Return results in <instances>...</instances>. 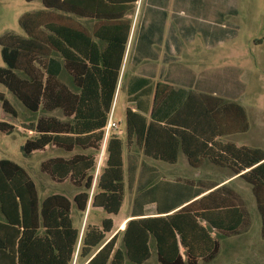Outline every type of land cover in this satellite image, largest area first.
I'll return each instance as SVG.
<instances>
[{
    "label": "trees",
    "instance_id": "16d2710c",
    "mask_svg": "<svg viewBox=\"0 0 264 264\" xmlns=\"http://www.w3.org/2000/svg\"><path fill=\"white\" fill-rule=\"evenodd\" d=\"M32 2L35 0H24ZM42 9L18 18L24 36H0V84L29 112L58 111L61 118L40 116L21 124L27 134L23 155L48 146L73 152L40 163L54 182L68 180L79 189L70 200L50 194L38 200L26 170L0 159V264H143L152 253L158 264L208 263L219 252L216 230L225 237L239 235L249 224L241 196L229 186L210 181L175 178L157 180L144 163L127 157V180L136 181L128 220L112 233L113 221L74 226L71 209L117 215L124 198V149L136 147L143 156L168 164L183 154L193 168L204 161L227 169L250 186L260 216L264 240V150L223 142L222 137L248 130L245 110L222 97L153 86L138 79L129 87L133 108L124 112V135L110 136L106 158L90 195L95 153L114 96L130 36L137 0H38ZM66 15L94 21L90 31L67 21ZM64 73L69 88L59 77ZM1 110L16 117L4 93ZM15 126L0 120V132ZM88 152V153H85ZM155 206V215L144 208ZM118 240L120 246H117Z\"/></svg>",
    "mask_w": 264,
    "mask_h": 264
},
{
    "label": "rangeland",
    "instance_id": "374dc122",
    "mask_svg": "<svg viewBox=\"0 0 264 264\" xmlns=\"http://www.w3.org/2000/svg\"><path fill=\"white\" fill-rule=\"evenodd\" d=\"M238 2L246 4L245 0H177L176 2L156 0V11L164 18L163 24H156V77L161 75L162 80H166L167 84L196 91L199 85L204 83L207 85L206 90H213L225 99L241 105L246 113L248 130L222 137L220 140L264 149V0H253L251 5L241 6L242 12L247 14L245 16H234L232 13L220 14L221 5L225 7V11L233 10ZM40 9L42 5L38 0L32 2L0 0V36L7 32L24 36L18 25V18L25 12ZM142 12L143 5H138L133 22V30L136 26L133 35L135 40L139 33ZM65 17L67 21L80 23L84 28L90 29L92 26V22L86 21L87 19L79 18L84 20L80 21L74 16ZM3 66L0 56V67ZM138 69L139 65L136 70ZM129 70L126 69L124 83L128 80ZM182 75L184 84L180 85ZM59 79L72 88L70 79L64 73ZM0 92L4 93L16 112V117L13 118L0 108V120L15 126L11 133L0 132V159L11 160L26 170L36 186L39 201L50 194H61L71 200L80 190L72 186L68 180L61 183L52 181L47 174L40 171V163L53 157L68 158L74 153L81 152L80 150L75 149L69 153L48 146L43 151L37 150L28 156L21 152L27 134L20 125L34 123L40 116L61 118L60 113L58 111L48 113L42 110L29 112L1 84ZM126 98L124 92L118 94L112 113L113 120L118 122L120 130L124 128V108L131 104L126 103ZM123 135L124 132L121 137ZM129 155L134 158L138 166L144 163L153 168L157 173V180L172 181L174 178L216 180L229 174L228 171L207 161L203 162L201 167L193 168L181 153L176 163L168 164L143 156L134 146L125 148L123 152L125 191L118 214L106 215L102 210H89V208L81 214L72 206L73 224L80 230V234L86 224L99 225L101 219L105 217L112 219L116 230L118 223L129 214L136 194V181L129 184L127 180L126 168ZM94 173L93 171V179ZM230 187L243 199L249 224L239 235L230 237L222 236L216 230L209 228L210 234L218 239L220 250L212 261L208 263L199 261L198 264H264V240L260 237V216L250 186L243 180L237 179L230 184ZM92 192L93 190L90 191V195ZM124 224L120 225V229ZM120 245L118 240L117 246ZM72 264L80 263L74 257ZM125 264L134 263L125 260ZM143 264H158L153 245L151 257Z\"/></svg>",
    "mask_w": 264,
    "mask_h": 264
},
{
    "label": "crops",
    "instance_id": "0c3cea01",
    "mask_svg": "<svg viewBox=\"0 0 264 264\" xmlns=\"http://www.w3.org/2000/svg\"><path fill=\"white\" fill-rule=\"evenodd\" d=\"M171 1L176 2L177 0H171ZM188 1H193V0H188ZM245 1H246V4H244V2L242 4H240L239 2L237 4H235V8H233V10L229 9V10L225 11V9H224L225 7L223 5H221L222 10H220V14L225 15V14L232 13L234 16H241V15L245 16V15H247V14H244L242 12L241 6L251 5L253 0H245ZM138 5H140V6L143 5V12H142L141 21H140V24L138 27L139 33H138V36L136 37V40H135V38H133V35H134V31L136 29V26L134 27V30H133V22H134L135 15L137 13ZM139 11H140V9H139ZM76 18L79 19V17H76ZM129 19L131 20L130 36H129V40H128V44H127V48H126V52H125V56H124V61H123L122 68H121L120 80L118 83V87H117V90H116V93L114 96L113 105H112V107L114 108V104L116 102L118 94L121 92H124L127 96L126 103L127 102L131 103L129 106L128 105L125 106L124 112H125L126 108L134 109L133 103L129 101L128 97H129V91H130L129 87L132 86L134 84V82H136V80H138V79L146 80L149 83V85H151V86H153L156 82H165L166 83V80H162L161 75L156 77V24H158V23L163 24L164 23V18L162 17L161 14H159L156 11V0H137L134 12L129 16ZM79 20L84 21L81 19H79ZM86 21L92 22V26H93L94 21L89 20V19H87ZM76 25H79L80 27L84 28V26L81 25L80 23L76 24ZM92 26H91V28H92ZM91 28L90 29L84 28V29H86L87 31H90ZM132 30H133V34H132ZM131 35H132V37H131ZM256 41H259V40H256ZM138 65H139V69L137 71L136 69H137ZM127 68H129L130 70L128 72V80L126 83H124V78H125ZM183 80L184 79H183V75H182L181 76L182 82L180 85L184 84ZM169 85H171L172 87H175L172 84H169ZM188 87H190V86H188ZM206 87H207V85H205L204 83H201L198 87V92L210 94L213 96L222 97L219 94H216L213 90H206ZM175 88H183V87L182 86H176ZM189 89L193 90L191 88H189ZM222 98H224V97H222ZM226 100H228V99H226ZM234 135H236V134H234ZM236 146H241V145H236ZM244 147H246V146H244ZM248 148H250V147H248ZM259 149H261V148H259ZM261 150H264V149H261ZM202 165H203V163H202ZM220 169H224V170L228 171L225 168H220ZM228 173L229 174H227L225 177H222V178H219L216 180L201 179V181H210V182L217 183L218 185L225 184V185L230 187V184L233 181L240 179V178L237 175L231 176L229 171H228ZM190 180H194V179H190ZM167 181H170V180H167ZM195 181H197V180H195ZM130 210H131V208H130ZM144 213L146 216L155 215V206L154 205L146 206L144 208ZM129 215H130V211H129V214L127 216H125V218H123L118 223L116 230H115L114 224H113L112 233H115V232L120 230V225L122 223H125L128 220ZM79 263L83 264L82 262H79Z\"/></svg>",
    "mask_w": 264,
    "mask_h": 264
},
{
    "label": "built area",
    "instance_id": "2783aa9c",
    "mask_svg": "<svg viewBox=\"0 0 264 264\" xmlns=\"http://www.w3.org/2000/svg\"><path fill=\"white\" fill-rule=\"evenodd\" d=\"M113 113V107L111 109V112L109 114L108 120L106 122V125L103 128V138L101 141L100 149L97 153V157L95 158V167H94V179H93V186L95 185L96 178L100 173L101 168L103 167L102 164L105 161L106 158V144L110 136L114 135L117 137H121L123 134V130H120L118 122H115L112 117ZM92 189L93 190V187Z\"/></svg>",
    "mask_w": 264,
    "mask_h": 264
}]
</instances>
